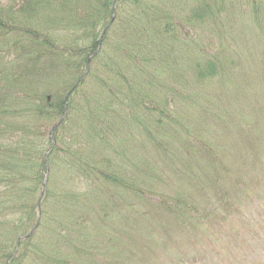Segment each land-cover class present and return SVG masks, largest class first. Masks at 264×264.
<instances>
[{"label":"trees","instance_id":"obj_1","mask_svg":"<svg viewBox=\"0 0 264 264\" xmlns=\"http://www.w3.org/2000/svg\"><path fill=\"white\" fill-rule=\"evenodd\" d=\"M241 12L263 27L264 0L0 4V264H101L92 248L102 237L88 232V222L104 223L123 206L130 224L158 215L161 233H176L167 241L209 230L229 236L235 204L222 181L247 191V180H235L236 161H258L260 152L258 142L248 148L240 140L236 145L249 152L232 156L230 144L210 134L217 126L206 119L225 117L211 104L198 112L199 96L215 84L208 82L222 76L228 84L238 71L232 76L192 32ZM146 108L155 112V126L141 114ZM73 119L74 132L62 135ZM141 125L148 141L137 143ZM189 125L196 128L187 135ZM118 149L126 152L123 163L111 159ZM171 153L173 176L154 175L152 155ZM224 171L231 178L224 180ZM214 185L219 189L204 192ZM254 264H264V256Z\"/></svg>","mask_w":264,"mask_h":264},{"label":"rangeland","instance_id":"obj_2","mask_svg":"<svg viewBox=\"0 0 264 264\" xmlns=\"http://www.w3.org/2000/svg\"><path fill=\"white\" fill-rule=\"evenodd\" d=\"M9 2L10 0H0L1 5ZM236 7L243 10L239 7V2ZM193 33L197 36L201 35L199 42L202 49L208 50L209 55L214 54L217 58L220 56L218 60H223L227 67L233 69L230 72L232 76L235 71H238L228 84L222 76H218L215 81L208 82H215V84L204 87L206 89L203 95L201 94L203 88H199L201 99L198 101V112L203 113L202 105L211 104L219 108V114L225 117L217 122L206 119L213 122L212 125L217 126L210 131V134L214 135L216 142L223 143V145L230 144L231 154H234L232 156L244 150L243 147L236 145L240 140L247 143L248 148L250 147L249 142L255 144L258 142L254 149L260 152L258 156L260 160L248 161L249 159L244 158L236 161L239 170L238 178L235 180L241 177L239 180H247L248 190L240 192L233 182L224 183L222 181L221 184V188L225 189V186L229 188L231 199L235 204V208L230 210L233 231L226 238L224 235L216 236L213 231L209 230L205 231L203 236L176 237L172 241H167L173 239L176 233H172L171 228V233L162 234L158 229L160 226L158 215L147 213L146 218L137 217V222L130 224L126 220L129 210L123 206L115 212L114 217H110L104 223L97 224L94 220L88 222V232L94 231L102 237L92 248V252L97 254L101 264H112L113 259L116 264H182L184 255H186L184 258L188 259L187 264H254L264 256V130H260L264 129V24L260 27L253 20V16L247 13H224L222 24L218 21ZM182 67L186 71L188 62L186 61ZM241 81L242 84L247 83L248 86H240ZM163 95L158 94V98H162ZM193 107L194 104L189 107V111H192ZM141 114L147 118L148 124L151 122L155 126L152 119H155L156 114L152 109H142ZM75 125L76 120H70L60 130V133L69 135V131L74 132ZM249 127L260 129L251 131ZM50 128L48 126V129ZM193 128L196 126L189 125L186 134L188 135ZM140 130V132L136 131L137 143L148 141L143 125ZM51 143L50 139L49 147ZM124 147L131 148L126 143ZM247 147L241 153L244 157L247 156L246 152H249ZM118 150L120 153L113 154L111 159L123 163L126 152L123 149ZM153 152L160 154L156 150ZM253 154L257 156L256 153ZM175 155L177 154H162L161 159L159 155H152L154 159L151 161L155 163L154 167L157 170L154 175L162 174L164 177L168 175L172 177L173 171L169 163ZM135 158H139L140 162L144 161L140 158L139 152ZM190 159L193 160V158ZM141 174L144 177L142 172ZM224 174V180L231 178L225 171ZM142 183L143 180L139 182V184ZM171 188V186H163L160 189L170 191ZM215 189L219 187L214 185L212 189L207 186L204 192L210 193ZM149 197L152 203L158 200L152 196ZM135 203V209H141L139 201ZM237 211L240 213L237 214ZM138 212L135 211L133 214L136 215ZM171 221L173 220H164V222ZM130 225H132L131 229ZM111 238L113 240H110ZM221 238L225 242L234 243L223 246ZM149 244H151L150 248L145 250ZM214 245L216 253L211 251ZM109 250L112 252L109 253ZM145 253L153 259V262L143 257Z\"/></svg>","mask_w":264,"mask_h":264}]
</instances>
